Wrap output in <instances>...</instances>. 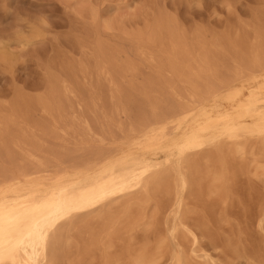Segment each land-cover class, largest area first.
I'll list each match as a JSON object with an SVG mask.
<instances>
[{
  "label": "rangeland",
  "instance_id": "1",
  "mask_svg": "<svg viewBox=\"0 0 264 264\" xmlns=\"http://www.w3.org/2000/svg\"><path fill=\"white\" fill-rule=\"evenodd\" d=\"M254 70L264 73V0H0V182L85 166L191 105L192 90L209 106L208 89ZM260 152L252 140L223 163L214 149L190 157L185 217L204 223L199 246L217 263L264 255ZM212 171L225 172L221 194ZM122 202L76 218L54 264H131L161 242L153 264H171L173 194H156L142 217H124Z\"/></svg>",
  "mask_w": 264,
  "mask_h": 264
},
{
  "label": "bare ground",
  "instance_id": "2",
  "mask_svg": "<svg viewBox=\"0 0 264 264\" xmlns=\"http://www.w3.org/2000/svg\"><path fill=\"white\" fill-rule=\"evenodd\" d=\"M257 71L239 84L222 83L208 89L209 106L192 90L191 105L133 128L120 146L85 166L51 174L37 169L1 181L0 264H54L64 257L63 234L76 218L102 215L105 208L120 201L124 217L131 218L132 209L142 217L162 191L172 193L174 200L168 228L174 245L171 264H190L189 256L226 264L213 261L199 246L204 223H191L185 217V194L197 171L190 157L214 149L223 163L234 152L245 153L249 142L256 140L261 152L253 160L264 172L260 164L264 158V73ZM211 175L210 192L223 193L225 172L212 171ZM185 241L190 243L189 250ZM162 246L161 242L154 251L130 256L131 264L155 263ZM254 264H264V255Z\"/></svg>",
  "mask_w": 264,
  "mask_h": 264
}]
</instances>
